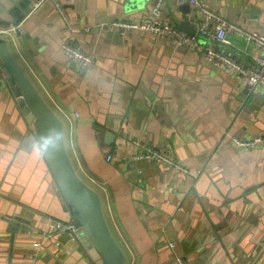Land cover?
<instances>
[{"label":"crops","instance_id":"obj_1","mask_svg":"<svg viewBox=\"0 0 264 264\" xmlns=\"http://www.w3.org/2000/svg\"><path fill=\"white\" fill-rule=\"evenodd\" d=\"M36 1L2 0L0 27L31 10L17 24L21 30L8 34L11 47L64 120L69 155L101 193L126 264H178L177 256L192 264H264V143L240 148L233 139L264 136V88H248L205 57L213 46L255 66L256 44L229 31V42L199 35L196 47H186L146 30L122 34L111 26L117 19L150 20L155 0L133 15L125 0H62L68 22L53 3L33 10ZM181 6L165 0L163 18L178 27L206 18L201 8ZM207 7L264 33V0H208ZM66 43L92 54L94 63L81 69ZM4 88L0 226L4 216H18L46 232L49 222L72 218L43 153L29 150L37 141ZM135 139L170 153L189 172L181 176L136 159ZM56 233L58 254L45 253L42 264H94L89 241Z\"/></svg>","mask_w":264,"mask_h":264},{"label":"water","instance_id":"obj_2","mask_svg":"<svg viewBox=\"0 0 264 264\" xmlns=\"http://www.w3.org/2000/svg\"><path fill=\"white\" fill-rule=\"evenodd\" d=\"M148 1L125 0V11L133 15L135 11L149 7ZM181 7L189 12L191 4ZM4 11L0 0V15H4ZM30 11L26 10L27 13ZM26 12L18 13L12 22L17 25ZM179 28L189 34L195 33V26L190 20L183 21ZM9 38L8 34L0 35V90L5 86V91L12 94L38 144L45 140L54 141L43 156L65 209L77 227L76 232L81 234L80 241L84 239L92 245V250L87 252L94 264H126V252L109 225L101 193L81 176L69 155L64 120L29 76L15 55ZM178 175L186 176V173L178 172ZM23 221L18 216H4V223L0 226V264H42L39 258H46L45 253L58 254L59 241L53 240L59 233L51 229L52 222H49L45 232L43 227L36 230L29 226V221ZM30 229L31 233L26 232ZM50 232L54 235L50 236Z\"/></svg>","mask_w":264,"mask_h":264},{"label":"built area","instance_id":"obj_3","mask_svg":"<svg viewBox=\"0 0 264 264\" xmlns=\"http://www.w3.org/2000/svg\"><path fill=\"white\" fill-rule=\"evenodd\" d=\"M50 2L56 7L60 15L65 21L70 20L65 4L62 0H37L33 10L39 9L43 4ZM165 0H155L151 8L152 18L150 20H129L117 19L112 22L111 26L124 34L127 30H146L158 36L169 37L178 46L196 47L198 45V36L206 35L220 40L221 42H229L228 32L235 31L249 40L253 41L259 48L260 52L256 57L255 66H247L235 59L231 55L213 47H206L205 57L219 68H224L232 72L234 78L245 84L248 88L255 90L256 88H264V33L259 31L246 30L238 24L231 22L218 12L211 11L207 5L208 0H179L181 5L189 3L191 6L201 8L206 13V18L193 20L195 33L189 34L181 30L175 23L162 16ZM21 30L20 25H10L0 27L1 34H12ZM66 53L79 65L81 69L88 68L94 63L95 57L86 53L80 46L64 44ZM235 144L240 148H254L264 143L263 135H255L248 138L234 137ZM138 146V151L134 155L136 159L148 160L154 163L168 164L175 172H189V168L177 161L170 153L156 148L149 143L140 139L134 140ZM51 229L53 232H67L70 234L72 241H78L80 233L76 232L72 221H52ZM53 233L50 232V235ZM178 264H192L183 256H177Z\"/></svg>","mask_w":264,"mask_h":264},{"label":"clouds","instance_id":"obj_4","mask_svg":"<svg viewBox=\"0 0 264 264\" xmlns=\"http://www.w3.org/2000/svg\"><path fill=\"white\" fill-rule=\"evenodd\" d=\"M53 143H54L53 140H45L44 142L39 143V144L33 141L31 144V148L29 150L39 151V152L43 153L49 147H51Z\"/></svg>","mask_w":264,"mask_h":264}]
</instances>
